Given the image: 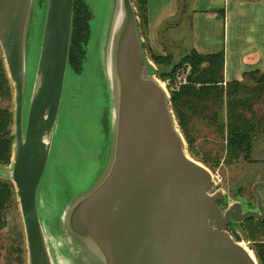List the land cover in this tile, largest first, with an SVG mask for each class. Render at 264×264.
<instances>
[{"label":"water","instance_id":"water-1","mask_svg":"<svg viewBox=\"0 0 264 264\" xmlns=\"http://www.w3.org/2000/svg\"><path fill=\"white\" fill-rule=\"evenodd\" d=\"M32 0H0V44L16 90L11 177L25 224L29 264H54L38 206L62 104L75 0H49L36 83L24 120L27 26ZM120 6V7H119ZM108 69L113 89L109 167L67 212V229L102 264H259L227 231L264 220L241 202L223 210L209 169L189 156L167 91L144 74L142 38L131 0H119Z\"/></svg>","mask_w":264,"mask_h":264},{"label":"rangeland","instance_id":"rangeland-1","mask_svg":"<svg viewBox=\"0 0 264 264\" xmlns=\"http://www.w3.org/2000/svg\"><path fill=\"white\" fill-rule=\"evenodd\" d=\"M48 2L49 0H32L30 8L26 30V88L23 103L25 122L36 83ZM131 2L138 15L136 1ZM76 3L79 18L82 17L84 6L90 13L89 36L86 42L81 41L80 37L74 40V53L69 60L52 150L39 187L38 206L54 264H102L101 259L67 229L65 217L75 203L96 187L105 175L111 159L114 108L112 75L108 64L115 27V10L119 0H78ZM182 18L178 17V20ZM137 20L142 38L145 31L140 26L139 15ZM177 34L184 41L179 51L169 50L164 54L170 60L167 65L157 64L152 59L149 43L144 38L141 40L143 61L147 68L144 74L161 83L170 98L171 90L184 84L191 70L188 63H183L193 42L191 21L183 22ZM0 56L4 61L12 92L10 97L2 98L1 105L11 111L10 130L14 136L10 161L0 162V180L8 181L12 189V196L4 212V226L0 227V264H29L24 219L10 171L15 144L16 90L2 47ZM246 114L248 118L254 116L253 122L257 125L250 158L232 163H227L225 159L226 134L222 137L214 127L206 123L199 124L194 142L196 156L190 150L174 114L177 128L185 140L187 154L205 165L212 173L215 189L221 193L223 210L236 201L246 203L249 210H257V197L253 186L264 181V95ZM260 193L264 197V191L261 190ZM248 220L230 222L227 231L245 242L258 260L254 249L256 241L245 232Z\"/></svg>","mask_w":264,"mask_h":264},{"label":"trees","instance_id":"trees-1","mask_svg":"<svg viewBox=\"0 0 264 264\" xmlns=\"http://www.w3.org/2000/svg\"><path fill=\"white\" fill-rule=\"evenodd\" d=\"M140 26L145 31L148 25L147 0H135ZM75 0L73 33L70 57L73 56L75 38L80 37L86 42L89 36L90 13L88 8H82V17H78ZM76 12V15H75ZM80 13V14H81ZM1 47V46H0ZM152 59L161 65H167L168 56L157 55L149 47ZM191 66L187 82L171 90L170 102L178 124L189 143L190 150L197 156L194 149L196 132L199 124L206 123L214 127L224 139L226 145L225 159L232 163L240 159L250 158L252 141L256 134V123L253 117L248 118L247 111L264 95V74L260 70L244 73L242 80L225 81V52L201 54L195 49L184 56L183 63ZM164 76H167L164 74ZM172 75H170L171 77ZM253 84V85H252ZM11 85L4 61L0 56V162L7 163L12 156L14 136L10 125L12 114L9 108L1 105L2 98L11 96ZM206 162V161H205ZM12 196L11 184L0 180V227L4 226V212L7 202ZM245 232L256 241L254 247L260 264H264V220L249 219ZM259 242V243H258Z\"/></svg>","mask_w":264,"mask_h":264},{"label":"crops","instance_id":"crops-1","mask_svg":"<svg viewBox=\"0 0 264 264\" xmlns=\"http://www.w3.org/2000/svg\"><path fill=\"white\" fill-rule=\"evenodd\" d=\"M146 37L157 55L179 51L178 28L191 21L190 50L201 54L225 52V81L244 73L264 74V0H147ZM178 17H183L178 20Z\"/></svg>","mask_w":264,"mask_h":264},{"label":"flooded vegetation","instance_id":"flooded-vegetation-1","mask_svg":"<svg viewBox=\"0 0 264 264\" xmlns=\"http://www.w3.org/2000/svg\"><path fill=\"white\" fill-rule=\"evenodd\" d=\"M259 182H264V181H259ZM255 185V184H254ZM261 190H263L264 191V188H260L259 189V191L261 192ZM254 192V191H253ZM261 195H262V193H261ZM257 197V196H256ZM262 198H263V203H264V197H263V195H262ZM236 202H241V201H236ZM241 203H243V205H244V209L245 210H249V209H247V206H246V203H244V202H241ZM218 204L221 206V207H223V203H222V197H220L219 198V200H218ZM227 209V208H226ZM225 209V210H226ZM256 211H258V204H257V210ZM230 224V223H229ZM229 224L227 225V227L229 226ZM226 227V228H227Z\"/></svg>","mask_w":264,"mask_h":264},{"label":"bare ground","instance_id":"bare-ground-1","mask_svg":"<svg viewBox=\"0 0 264 264\" xmlns=\"http://www.w3.org/2000/svg\"><path fill=\"white\" fill-rule=\"evenodd\" d=\"M35 54V53H34ZM29 56H30V53H29ZM31 57V56H30ZM29 57V58H30ZM30 61H31V59H29ZM30 70V69H29ZM30 72V71H29ZM30 74V73H29ZM32 78V77H31ZM241 244L247 249V250H249V252H250V254H251V256L256 260V256H255V254H254V252L245 244V242H241Z\"/></svg>","mask_w":264,"mask_h":264},{"label":"built area","instance_id":"built-area-1","mask_svg":"<svg viewBox=\"0 0 264 264\" xmlns=\"http://www.w3.org/2000/svg\"><path fill=\"white\" fill-rule=\"evenodd\" d=\"M187 81H185L184 83H186Z\"/></svg>","mask_w":264,"mask_h":264}]
</instances>
